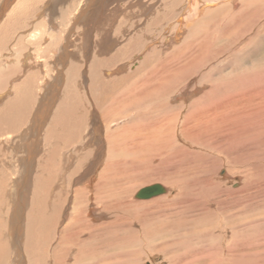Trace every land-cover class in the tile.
Wrapping results in <instances>:
<instances>
[{
  "label": "rangeland",
  "instance_id": "rangeland-1",
  "mask_svg": "<svg viewBox=\"0 0 264 264\" xmlns=\"http://www.w3.org/2000/svg\"><path fill=\"white\" fill-rule=\"evenodd\" d=\"M203 1L205 0H191V5L186 6L187 0H0V38L7 35L4 37L5 40L0 39V81H2L0 83V108H3V104L10 100V98L14 95V88L21 87L19 84L23 81L31 79L33 81L30 83L34 82L33 84H35L32 90L34 93L32 96L34 95L35 99L31 105V114L33 113V119H31V117L29 118L30 120H28V118L27 120L24 118V120L16 126V131H14L15 133L11 132L12 127L10 129L9 125L0 126V143L2 144H0V153L3 155L2 156L0 154V161L1 159H7L6 161H8L9 158L11 160L12 156L14 157V154L18 153L19 161L23 159L25 160V162L23 161V164L21 161V167L26 165L27 162H30V160H32V163L34 162V165L36 164V159L38 161L44 155H49V151L55 147L51 144H54L56 139V143L59 145L57 147H60L59 149L56 147L57 154L55 157V169L58 177H55L52 185H57L55 187H57L58 193H61L63 197L66 196L69 198V202H66V206L67 203L70 205L78 191H86L85 188L87 189V186H91L92 188L88 187V189L90 191L93 190L92 193L96 194L94 188H96L99 183V176L105 168L108 145L106 138H104L106 135V126L104 121H102L103 118H101V115L96 108L97 105L95 97L91 94V89L89 88V75H91L89 73L91 71L88 69H90V62L98 61L96 59L104 57L110 58L122 47H125L130 41L129 39L134 38L135 35L143 39L138 42L140 44H137L138 46H136L135 49L136 52H129L127 55L132 54L131 57L128 56L130 59L121 62L117 61L118 63H116L114 67L107 68L109 64L102 67L101 73L104 74V76L102 75L104 80H112V78L118 74H127L134 71L137 67L139 68L142 59L145 56L152 54L154 49L163 54H171L175 48H177V50L183 49V51H187V49L193 47V42L197 44L199 41L203 42V47L208 53L210 52V56H208L209 58L207 57V60L209 61L206 62V69L212 79L219 78L216 80L223 83V85L220 83L216 86V89H218V87L219 89L216 90V93H214L215 97L217 96L219 99L222 98L223 100L226 97L237 95L242 91L245 92L248 88H253L254 85L258 84V79L245 80L248 77L246 76L247 74L243 77L245 78L243 80L246 83L243 80L242 82L233 78L228 82H226L227 80L221 81L222 78L219 77V75L222 76V74H227L223 66L231 67L233 62H236L233 61V51L224 50L230 47L236 49V43L240 47H242V42L247 43L250 38V34H243L244 32L248 33L253 30L264 29V1L233 0L231 2L228 1L229 4H227V2H223L217 7H225L226 4L228 6L225 7L226 11L222 12L219 19L215 21L201 22V19H199L201 16L198 13V8L201 7V3H203ZM208 12L209 11L206 10L203 12V15L206 16ZM101 13L102 16L100 17ZM16 14L20 15L16 16ZM179 17H182L181 26L178 23ZM199 22H201V25ZM7 24H9L8 27ZM196 24L199 26L194 27ZM1 27H3V29ZM142 28L144 31H142L143 34L141 35L140 31ZM4 29H11V32L9 30L7 31L8 34H4ZM99 34L101 35L99 36ZM99 43L106 47L108 45L110 48L108 52L111 51L110 54H107L108 52L105 53L107 55L102 54L100 52V48L97 47L100 45ZM141 46L143 50L140 49ZM251 46L249 47V50L253 49ZM85 51L86 54L84 53ZM70 55H73L74 62L79 64V68L77 67L76 70L78 76L74 80V85L75 87H78V90L80 89L79 95L81 94L80 96L83 100H76L79 101L78 103L80 106H83L84 103H87L89 106L85 104V107H87L83 108V112L86 113V119L82 128V137L80 135L79 137L77 136L78 139L73 142L74 144L65 147L64 142L62 143L64 146H60L61 141L59 142V140L62 139L60 136L63 135V131L61 130L62 128H60L62 132L60 130L58 132L56 129L59 127H56L54 131L49 130L48 121L53 117L52 109L53 111H56V104H58L60 100L61 94L57 91V89L62 88L61 82L63 76L61 75L65 66L64 65L62 67V65L63 62L67 61L65 57L68 56V58H70ZM123 57L124 56H122V58ZM203 62H201L197 67V70L199 69L200 73H197L199 72L197 70L194 71V75L197 80H199L200 75L206 71V69L203 71V65L205 64ZM209 62L211 63L210 65H208ZM213 68L214 72L212 71ZM117 69L119 72L118 74L115 73ZM108 72L112 73L114 76L112 75V77H107L106 73ZM261 74L264 76L263 73ZM185 75L188 76L189 73L187 72V74H182L183 77H185ZM263 82L264 81L261 80L259 84L262 85ZM227 83L230 84V87ZM244 84H247L246 88ZM221 85L224 87L222 88ZM249 85L250 87H248ZM204 87L208 90L210 89V85L205 86V84H203V86H201L203 89L201 91L202 94L199 93L197 96L188 97L187 100L182 99L179 102H176V105L173 106L174 108H177L178 105L181 104L185 107L182 108V110H176L175 114L179 113L178 115L180 116L186 115L188 106L194 100L200 98L204 94L203 91H206ZM220 87L221 91L223 90V93L220 92ZM233 89H235L236 93H234L235 91ZM61 90L65 91L63 88ZM224 92L229 95L227 96ZM173 95H175V93H173L172 96ZM217 97L215 98L216 100H218ZM124 98L128 100V97ZM53 102L56 103L54 104ZM121 103H123V101H121L120 104ZM187 104L189 105L186 106ZM122 105H118L120 107L116 110V112L115 110L111 109V111L110 109H107L106 113H108V117L111 118L112 116L110 115L113 114H123L124 107L126 109L129 104L123 103ZM44 111L46 113H44ZM90 112L93 115L90 114ZM261 119L262 118H258L257 121V117L252 114L245 118L244 121L239 120L240 122H235L233 128H239L238 133L241 134V128L242 132L245 129L243 132L244 137L242 136L241 140L239 138L236 140L234 139L233 141L229 139L226 142L227 144L225 142V145L222 144L223 148L222 145L221 147L218 146L219 148L216 146V149L214 148L212 150H208V152L207 150H202L199 147L194 148L192 146L193 153L190 152L192 154L190 155H194V157L184 155V157L180 159L181 162H179L178 165L181 174L175 176L174 178L173 175L168 174V172L164 170L165 167H167L166 169L168 171V164L164 167L162 165L160 168H164L162 169L163 172L167 173L164 174L163 180H154L149 178L145 180V182L137 185L132 190L130 195H127L129 203L131 202V204L134 205L142 204L144 209L141 210L138 208L141 211L137 210L135 215H131L125 211L123 213L120 211L117 212L121 215L119 216V214H117L119 223H121L122 226L128 225V232H125L124 234L120 232V234H118L119 237L115 235L114 238H107L108 236L105 238V234L107 232V230H105V232H102L103 237H101L100 234V237L104 239L99 238L100 240L97 239L95 242L92 240L96 238H90L91 240H89L87 245L83 247L82 253L76 256V258L79 257L77 260L80 261L82 259L80 261L81 264H83V262H85L84 264H109V262L112 264H180L182 261L183 264H214L215 262L217 264H264V139L259 140L258 138L256 139V137L248 136L250 135L249 132L245 134L247 130L252 129L251 127H258V125L261 124ZM254 121H257V123ZM120 125L121 124L115 123L110 126V129L114 131L116 128H119ZM246 125H250L251 127H247ZM95 126H103L101 129L103 146H98L97 144L92 143L91 136L93 135ZM18 127L21 129H18ZM85 128L87 129L85 130ZM74 131L76 130L74 129ZM79 131L81 132V129H79ZM246 137L248 139L251 138L249 142ZM51 140H53V142H51ZM242 140L245 142L243 141V143H241ZM257 140L259 142H257ZM185 141L186 140L183 138L180 141V144H183V142L185 143ZM193 141L199 140L194 139ZM233 142H239L240 144L237 143L236 145L238 146L235 147ZM255 142L257 143L255 144ZM3 143L6 145V150ZM47 143H50L52 148L47 145ZM187 143L190 144V142ZM21 145H23L24 148H22ZM16 148L18 151H15ZM241 148L245 149L243 150ZM31 149H33V152ZM61 149H66L68 153H65L67 152L66 150L64 151ZM237 149L239 153L237 152ZM228 150L229 152L230 150L232 152L229 153ZM87 151H92V155L86 163L89 156H83ZM30 152L32 153L29 154ZM61 153L63 154L62 156L60 155ZM231 153L233 154L232 156ZM21 155L24 158H21ZM27 155L32 158L30 159ZM195 155L198 156L196 157ZM81 157L84 158L85 161H83ZM99 158H101V162L98 166L97 159ZM92 164L95 166L97 164L98 166L96 170L94 169L92 172H88V176L92 175L91 177L93 181H87L90 177L83 181L80 180V182L77 181V179L82 177V175L86 172V169H88V167ZM2 165L3 163L0 162V166ZM58 166L61 167L57 169ZM7 168L8 167H0V172L5 171L2 169ZM148 171L150 172L151 170L148 169ZM63 175L65 176V179L62 177ZM13 177L15 176L13 175ZM11 180L16 182L14 178ZM11 180H7L6 187H3V189L0 190V214L5 215L7 211L12 213L11 211L13 210V206L11 205L16 204L14 200L15 198L10 196V191L12 189H10L8 185ZM96 180L98 183L95 182ZM175 181L180 182V185L176 184ZM158 183L163 184L162 186L165 187L167 191L165 195L146 201L136 199V194L138 193L137 191L140 188ZM58 184H62V186ZM8 188L9 190H7ZM240 188L241 192L238 193V195L234 190ZM76 189L79 190L77 191ZM5 191L6 193H4ZM247 192H249V195ZM251 195L253 196L250 197ZM4 198L6 201H3ZM11 201H13V204ZM4 202H7V205ZM3 204L6 205V208L3 207ZM236 205H238V207ZM231 206L232 208H230ZM67 208L69 209V206L65 207L64 205L60 214L62 219L66 217L64 215L66 214ZM228 208H230L231 212ZM238 208L240 210L243 209L242 214L240 212L236 214L237 216H235L233 221L232 219H226L227 216H231L230 214L235 215V211H239ZM120 217H124L125 219L122 220ZM59 220L60 218L58 221ZM65 223H67V221ZM65 223H63L64 226L66 225ZM125 226H123V228ZM147 226L150 231V235L145 234L146 231L144 230ZM226 226L228 228H226ZM151 228L153 229L151 230ZM154 229H156L157 232ZM152 232H154L155 235L152 234ZM3 236L6 239V234ZM56 236L58 235L56 234ZM150 236L152 237L151 239ZM237 242L240 243V255L237 253L234 255L235 258L232 257L233 259H231L228 254L233 250V243L236 244ZM11 244L15 243L11 242ZM18 244L19 243H17L16 249L20 255L19 259L21 258L18 264H27L23 248L20 244ZM69 245H71L72 248V244ZM76 246L77 242L75 241L73 249L76 250ZM14 247L15 246H13V248ZM228 247H230L231 251L228 250ZM95 249H102L101 253H96ZM82 255L84 256L81 258L80 256ZM73 261L74 263L76 262L75 258L71 260L70 264H73Z\"/></svg>",
  "mask_w": 264,
  "mask_h": 264
},
{
  "label": "bare ground",
  "instance_id": "bare-ground-1",
  "mask_svg": "<svg viewBox=\"0 0 264 264\" xmlns=\"http://www.w3.org/2000/svg\"><path fill=\"white\" fill-rule=\"evenodd\" d=\"M228 1L231 2L233 0H205V1H203V3H201V7L198 8V10H199L198 13L202 17L201 18L199 16L200 17L199 19H201V22L202 21L203 22L215 21V20L219 19L222 12L226 11L225 7L228 6L227 5V4H229ZM261 1H264V0H261ZM223 2H227L225 7H220V8H224V9L218 8L217 6ZM190 3H191V0H187L186 6H190L191 5ZM206 10H208L209 12L206 16H204L203 12H205ZM19 15L20 14H18V15L16 14V16H19ZM101 16H102V13L100 14V17ZM165 18H166V16H165ZM168 19H169V17H168ZM178 20H179L178 23L181 26L182 17H179ZM201 22H199V24ZM8 25L9 24H7V27H8ZM195 26H199V25L196 24V25H194V27ZM1 28L3 29V27H1ZM198 29H200V28H198ZM9 30L11 32V29H9ZM9 30L8 29L5 30L4 34H6L7 31H9ZM142 31H144L143 28L140 31L141 35L143 34ZM243 34H250V38H249L247 43L242 42L241 43L242 47H240L236 43V46H237L236 49L230 47V48H226L224 50V51H233V54H234L233 61H236V62H233V65H231V67L223 66L225 72L228 75L222 74V76L219 75V77L222 78L221 81L227 80L226 82H228L232 78L238 79L239 81H242L243 79H245V78H243L244 75L247 74L246 76H248V77L245 80H250V79L251 80L252 79L257 80L258 79L257 81L259 84L261 80L264 81V76L261 74V73L264 74V29L253 30L252 32H248V33L244 32ZM100 35L101 34H99V36ZM112 35H113V33H112ZM6 36L4 35V37H6ZM4 37H2L0 39H4ZM129 40H130L129 42L127 41L128 43L126 42L127 45L125 47H122L120 50H118V52L116 54H113V56H111L110 58L104 57L101 59H96L98 61L90 62L91 63V65H89L90 69H88L91 71L89 73L91 75H89L90 76L89 77V83L88 82L87 83L89 84V88L91 89V94H93L95 97V102L97 105L96 108L99 111L101 118H103L102 121H104V123H105L106 135L104 138H106V142L108 145V152H107V159H106V163H105V168L101 172V175L99 174L100 175L99 176L100 180L98 179L99 183L97 182V180L95 181L96 183H98L97 186L95 185L96 188H94V190L96 191V194L92 193V191H93L92 189H91L92 191H90L88 189V187L92 188L91 186H87V189L85 188L86 191L83 190V191L79 192L78 191L79 189L78 190L76 189L78 192L77 193L75 192L76 195H75L74 199L71 201L70 205H69V203H67V206H66V202H69L68 201L69 198H67L66 196L63 197L61 195V193H58L57 187H55L57 185H55V186L52 185L55 177L57 176V171L55 169V167H56L55 157L57 154L56 147L59 145H57L56 139H55L56 142H54V144H51L53 147L54 146L55 147L51 151H49V149H48L49 155L48 156L46 155L47 157L44 155L40 160L37 161V159H36L35 160L36 164H34V165H33L34 162L33 163L31 162L32 160H30V162H27L28 161L27 160L26 161L27 164L24 165L25 167L23 166L24 169H23V167H21L22 165H20V163L22 161V164H23V161L25 162V160L23 159V160L19 161L18 153L14 154V157L12 156L11 160H10V158L8 159V161H6L7 159H1L0 162H2L3 165L0 167L1 168L8 167V168L2 169L5 171L0 172V190H2L3 187H6L7 180L10 181L11 179L14 178V180H16V182L11 180V182L8 186L10 187V189H12L10 191L11 192L10 196L15 198V199L14 198L13 199L15 200L16 204L11 205V206H13L12 207L13 210L11 211L12 213L7 211V213L5 215L0 214V217H1L0 218V264H18L19 263V260L21 258L19 259L20 255L18 253V250L16 249L17 243H19L23 248V252L26 255L27 264H70L71 260H73L74 258H75L76 262L74 263V261H73V264H81L80 261L82 259L79 261V260H77V258L79 259V257L76 258V256H78L82 253L83 247H85L87 245V242L89 240H91L90 238H92V239L96 238V239L92 240V241L96 242L97 239L103 237L102 232H105V230H107V232L105 234V238L107 236H108L107 238H114L115 235L119 237L118 234H120V232L123 234L125 232H128L127 231V226H128L127 223L124 221V223H126V225H127V226L123 225V226H125L124 228H123L122 224L119 223V219H118L117 214H119V216H121V215H120V213H117V212L120 211L123 213L125 211L131 215H135V212L137 210L141 211L142 209H144V206L142 204L141 205L140 204L134 205V204H131V202L129 203L128 199H127V195L128 194L130 195L132 190L137 185L145 182V180H147L149 178H152L154 180L155 179L163 180L164 174L166 172H168V174L173 175V178L175 176L180 175L181 171H179L180 168L178 165L179 162H181L180 159L182 157H184V155L189 156L191 153H193V149H192L193 147L194 148L199 147L202 150L208 151V150L214 149L216 146H217V148H219L218 146L221 147L222 144L225 145V143L229 139H231L233 141L234 139L236 140L237 138H239L241 140L242 136L244 135L243 132L245 129L242 132V128H241L240 129L241 134H240V133H238L239 128L236 129V128H233V126H234L235 122L238 123V122H240L239 120L244 121L245 118H247L248 116H250L252 114H254L255 117H257V121H258V118H262L261 124H259L258 127H254L253 125H252L253 127H251L250 126L251 124H250L249 126L252 129L247 130L245 132V134L247 132H249L250 135H248V136L256 137V139L258 138L259 140L264 139V82L262 85L256 84L258 86L251 85V86H253V88H250V89L248 88V87H250V85H249L247 87L248 89H246L245 92L242 91L241 93H239L237 95L226 97L223 100H222V98L219 99L216 96L218 98V100H216L214 93H216V90L219 89V87H218V89H216L217 88L216 86L222 82L216 80V79H219L216 77H215L216 79L213 78L214 79L213 80L212 77L210 76L208 70L206 69V66H207L206 62L209 61V60H207V57L210 56V52L208 53L207 50L203 47V42L198 41L197 44L193 42L194 45L191 43L193 45V47L187 49V51L186 50L183 51V49L177 50V48H175V49H173L171 54H165V53L163 54V53L156 51L154 49L152 51V54L147 55L142 59V61L140 63L141 67L139 66V68L137 67L134 71L127 73V74H118L119 72L117 69V71L115 73H117L118 75H116V76H114L112 73L108 72V73H106L107 77H112V75L114 77L112 78V80H109V81L104 80V77H103L104 74L101 73V68L104 66H107L108 64L109 65L107 66V68L108 67L111 68V67H114L115 64L118 62H121L124 60L126 61V60L130 59V58H128V56L131 57L132 54H129V55H127V54L131 51L136 52V50H135L136 46H138L137 44H140L138 42H140L143 39L141 37H138L135 35L134 38H131ZM0 44H1V42H0ZM250 46L253 47L252 50H249ZM97 47L100 48V52L104 55L110 54V52H111V51L108 52L110 50L108 45L106 47V46H102L100 44ZM140 49H142V46L140 47ZM204 52H207V53H204ZM82 53H83V50H82ZM84 53L86 54V51ZM105 53H107V54H105ZM68 56L65 57L67 61L63 62L62 67L64 65L65 66H64V70H63L62 75H61V76H63L61 85H62V88L65 89V91H62L61 90L62 88L57 89V91L61 94L60 100H59L58 104H56L57 105L56 111L54 110L55 113L52 109L53 117L48 121L49 130L54 131V129L56 127H59V128H56L59 132L60 128H62L61 130L63 131V135L60 136V137H62V139H60L59 142L61 141L60 146H64L62 144L64 142L65 147H68V146H71L72 144H74L73 142L78 139L79 135L82 137V135H81L82 130H83L82 128L84 126V122L86 119V117H85L86 113L83 112V108L85 107V104H87V103H84L85 102L84 101L83 102L84 105L80 106L78 103L79 101L76 100V99H78V100L82 99V97L80 96L81 94L79 95L80 89L78 90V87L77 86L75 87V85H74L75 84L74 80L78 76L76 70H77V67L79 68V64H76L74 62V60H73L74 56L73 55H70V58H68ZM122 56H124V57L122 58ZM71 57H72V59H71ZM83 62H85V61H83ZM201 62L205 63L203 65V71H204V69H206V71H205V73L201 74L199 77V80H197L196 76L194 75L195 74L194 71L197 70V67ZM86 64H88V63H86ZM210 64L211 63L209 62L208 65H210ZM84 67H85V65H84ZM112 71H114V70H112ZM197 71H199V69ZM212 71L214 72V68L212 69ZM212 71H210V72H212ZM219 71H220V69H219ZM187 72L189 73V75L188 76L185 75V77H183L182 74H187ZM197 73H200V71ZM208 77H210L211 79ZM29 78H31V77H29ZM25 81H23L21 84H19V85H21V87L15 86L16 88H14V91H15L14 95L10 98V100H8V102H5L3 104V108H0V126L1 125H4V126L9 125L10 129L12 127L11 132L16 131V126L19 125L24 120V118L26 120H27V118H28V120H30L29 119L30 117H31V119H33V116H32L33 113L31 114V112H32V106L31 105L33 104V101L35 99L34 95L32 96V94H34L32 90H33L35 84H33L34 82L30 83L31 81H33L31 79H29L26 82ZM1 82L2 81H0V83ZM233 83H235V82H233ZM233 83H232V85H233ZM203 84H205V86L210 85V89L208 90L206 87H204L206 89V91H203L204 94L200 98L194 100L192 102L193 104L189 103L190 105L189 104L186 105V106L189 105L186 115L180 116V115H178L179 113L175 114L176 110H178V109L182 110V108L185 107V106H183V104H181V105H178L177 108H174L173 106L176 105V102H179L182 99L187 100V98L191 97V96H193V97L197 96L203 90L201 88V86H203ZM227 84H229V83H227ZM222 85H223V83H222ZM237 85H238V83H237ZM246 85H245V88H246ZM223 87L224 86H222V88ZM229 87H230V84H229ZM232 88H234V87H232ZM233 90L235 91V89H233ZM222 91H221V87H220V92H222ZM226 92H224V93H226ZM173 93H175V95L172 96ZM234 93H236V91ZM77 95H79V96H77ZM223 95H225V94H223ZM226 95L228 96L229 94L226 93ZM124 97H128V100L125 99ZM92 100H94V99H92ZM121 101H123V103H125V104H129L128 107L126 106L127 107L126 109L124 107L123 114L121 112H119L121 114H113L112 113L113 115H110L112 117L111 118L108 117L109 115H107L108 113H106L107 109H110V110L112 109V110H115V112H116V110L119 109V107H120L118 105L123 104V103L120 104ZM51 104H52V102H51ZM92 109H93V107H92ZM44 113H46V112L44 111ZM94 113H96V112H94ZM90 114H92V113L90 112ZM38 116H39V112H38ZM34 118H36V117H34ZM253 119H255V118H253ZM248 121H250V120H248ZM257 121L256 122L254 121V122L257 123ZM251 122H253V121H251ZM37 123H35V124H37ZM104 123H102V124H104ZM115 123L116 124L118 123L121 125L119 128H116L113 131L110 129V126L114 125ZM105 126H104V128H105ZM246 126L249 127L248 125H246ZM21 127H22V125H21ZM102 127L103 126H98V127L95 126L94 131H93V135L91 136L92 137V143L97 144L98 146H103V141H102V137H101ZM18 129H21V128L18 127ZM74 129L76 131H74ZM79 129H81V132L79 131ZM86 129L87 128H85V130ZM29 131H30V129H29ZM45 131H46V129H45ZM47 131H48V129H47ZM28 132H27V134H28ZM49 132H51V131H49ZM44 138H46V137H44ZM183 138H184V140H186L185 141L186 144L184 142H183V144H180V141ZM28 139H29V136H28ZM194 139L195 140L197 139L199 141H193ZM250 139H248L247 141L249 142ZM243 141L244 140H242L241 143H243ZM51 142H53V140H51ZM187 142H190V144ZM257 142H259V141L257 140ZM257 142H255V144ZM50 143H47V145L50 146ZM237 143H239V142H237ZM237 143H234L235 147L238 146V145H236ZM19 144H22V143H19ZM33 144H34V142H33ZM241 145H243V144H241ZM21 146H22V148H24L23 145H21ZM231 146H232V144H231ZM251 146H253V145H251ZM254 146H256V145H254ZM12 147H14V146H12ZM3 148H4V146H3ZM57 148L59 149L60 147H57ZM222 148H223V145H222ZM19 149H21V148H19ZM33 149H35V148H33ZM33 149H31V151ZM241 149H243V148H241ZM241 149H239V150H241ZM5 150H6V145H5ZM61 150L65 151L66 149H61ZM0 151H1V149H0ZM15 151H18L17 148ZM23 151H22V153H23ZM34 151H37V150H34ZM11 152H12V150H11ZM32 152H30L29 154H31ZM41 152H43V151H41ZM228 152H229V150H228ZM230 152H232V151L230 150ZM237 152H238V149H237ZM245 152H247V151H245ZM35 153H37V152H35ZM45 153H46V151H45ZM65 153H68V151ZM0 154L2 155V153H0ZM6 154H8V153H6ZM63 154H64V152H63ZM63 154L61 153L60 155L62 156ZM91 155H92V151H87L85 153V155L83 156V157L89 156L86 160V163L90 159ZM232 155L233 154L231 153V156ZM234 155H236V154H234ZM5 156H7V155H5ZM28 156L29 155H27V157ZM195 156L197 157L198 155H195ZM7 157H5V158H7ZM25 157H26V155H25ZM38 157H39V155H38ZM50 157H51V159H50ZM191 157H194V155ZM21 158H24V157H22V155H21ZM29 158H30V156H29ZM82 159H83V161H85L84 158H82ZM97 160H98V166H99L100 162H101V158H99ZM196 160H198V159H196ZM18 162H19V164H18ZM14 164H15V166H14ZM166 164H168V171L166 169L167 167H165V169L160 168V167H162V165L164 167ZM98 166H97V164H96V166L94 164L90 165L88 167V169H86V172L82 175V177L77 179V181L80 182V180L83 181V180L90 177L87 181L92 182L93 181V179L91 177L92 175L88 176V172H92L94 169L96 170L98 168ZM60 167L61 166H58L57 169ZM22 169H23V171H22ZM148 169L151 171L149 172ZM162 169H164L166 172L164 173ZM222 174H224V173H222ZM13 175L15 177H13ZM62 177L65 179L64 175ZM62 181H63V179H62ZM175 183L180 185V182H178V181L177 182L175 181ZM62 184H58V185L62 186ZM153 185H155V184H152L150 186H153ZM160 185H163V184H160ZM150 186H147V187H150ZM147 187H143V188H147ZM143 188H140L137 192H139ZM7 190H9V188ZM17 190H22V191H17ZM252 190H253V188H252ZM234 191L236 194H238L241 192V188L236 189ZM246 191H248V190H246ZM4 193H6V191ZM166 193H167V191L165 189L164 194H161V195H165ZM247 193L249 195V192H247ZM161 195L152 197L150 199H143L141 201L153 200L154 198L159 197ZM252 196L253 195H251L250 197H252ZM11 197H10V199H11ZM94 197H95V201H94ZM57 198H58V200H57ZM128 198H129V196H128ZM4 200H5V198L3 199V201ZM132 200H133V198H132ZM138 200H140V199H138ZM8 201H9V199H8ZM12 202L13 201H11V203ZM4 203H6V205H7V202H4ZM6 205L3 204V207H5ZM64 205H65V207L69 206V209L68 208L66 209V214L64 215L66 217L64 219H62V217H60V214L64 208ZM236 206L238 207V205H236ZM7 208H8V206H7ZM138 208H140L141 210ZM230 208H232V206ZM230 208H228L229 211H230ZM234 210H235V208H234ZM242 210H240V209H239V211L236 210L235 215L230 214L231 216L230 217L227 216L226 219H228V220L232 219V221H233L235 219V216H237L236 214H238L239 212L242 214V212H243ZM225 212H224V214H225ZM1 213H3V212H1ZM224 217H225V215H224ZM59 218H60V220L58 221ZM67 219H69V220H67ZM121 219L123 220L125 218L123 217ZM126 220H127V218H126ZM66 221H67V223H65ZM128 221H129V219H128ZM63 223H65L66 225L64 226ZM98 223H100V224H98ZM61 226H62V228H61ZM232 226H234V225H232ZM129 227H130V225H129ZM226 228H228V227L226 226ZM110 229H111V231H110ZM152 229L153 228H151V230ZM142 230H144V229H142ZM154 230L156 231V229H154ZM144 231H146L145 234L150 235V231L148 229V226ZM5 234H6V239L3 236ZM56 234L58 236H56ZM100 234H101V237H100ZM152 234H154V232H152ZM52 236H54V237H52ZM151 238L152 237L150 236V239ZM101 239H104V238H101ZM75 241L77 242L76 250L73 249L74 248L73 245H74ZM11 242H14L16 245L11 244ZM69 244H72V248H71V245H69ZM92 244H94V243H92ZM239 244H240L239 242H237L236 244L233 243V250L234 251L232 250V252H229V254H228V256H230L231 259H233L232 257H234V255H236L237 253H238V255H240ZM13 246H15V247L13 248ZM95 250H96L95 252L99 254V252L101 253L102 249L101 250L95 249ZM228 250L231 251L230 247H228ZM72 255H74V256H72ZM83 256L84 255H82L80 257L82 258ZM222 256H223V254H222ZM23 259H25V258H23ZM94 262H95V260H94ZM107 262H109V261H107ZM113 262H115V261H113ZM84 263L85 262H83V264ZM109 264H112V263L109 262ZM180 264H183V261L180 262Z\"/></svg>",
  "mask_w": 264,
  "mask_h": 264
},
{
  "label": "water",
  "instance_id": "water-1",
  "mask_svg": "<svg viewBox=\"0 0 264 264\" xmlns=\"http://www.w3.org/2000/svg\"><path fill=\"white\" fill-rule=\"evenodd\" d=\"M165 188L160 184H155L153 186L141 189L137 194L136 198L143 200V199H150L152 197L164 194Z\"/></svg>",
  "mask_w": 264,
  "mask_h": 264
}]
</instances>
